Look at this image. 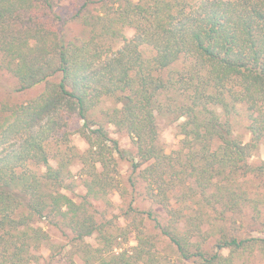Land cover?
<instances>
[{
    "label": "trees",
    "instance_id": "16d2710c",
    "mask_svg": "<svg viewBox=\"0 0 264 264\" xmlns=\"http://www.w3.org/2000/svg\"><path fill=\"white\" fill-rule=\"evenodd\" d=\"M60 3L0 0V69L18 92L44 83L27 101L0 104V264L38 261L49 241L36 225L42 218L71 231L64 264H77L75 255L81 264L159 263L142 227L122 248L90 211V199L120 189L123 154L104 123L129 136L132 171L166 215L147 218L177 263L248 264L256 253L264 264L263 197L246 186L264 183V160L251 159L264 142V0H83L69 19ZM68 20L86 33L67 38ZM158 118L176 122L169 152ZM76 132L81 152L70 144ZM76 161L85 188L78 203L67 194ZM246 216L262 236L244 231Z\"/></svg>",
    "mask_w": 264,
    "mask_h": 264
},
{
    "label": "rangeland",
    "instance_id": "374dc122",
    "mask_svg": "<svg viewBox=\"0 0 264 264\" xmlns=\"http://www.w3.org/2000/svg\"><path fill=\"white\" fill-rule=\"evenodd\" d=\"M83 0H61L60 7L57 12L64 18H70L78 6ZM91 8L97 7V5H90ZM64 34L67 38L76 35L82 36L85 34V29L76 20H68L64 25ZM133 30L131 28H125L124 33L127 37L132 35ZM58 78L53 81H57ZM17 86L16 79L5 70L0 69V104L8 103L9 105L19 104L27 101L37 94H39L44 87V83L35 85L29 89L18 92L15 91ZM114 104L113 99L106 100L99 105V109H104ZM99 113V111L97 112ZM99 116V115H97ZM95 117V116H94ZM99 118V117H96ZM159 123V141L164 149L169 152L176 144L179 135L177 133L176 122H171L167 119L158 118ZM80 125V120H74L71 123V128H77ZM105 127L109 131L111 138L117 140L119 147L122 150V156L116 155L118 180L120 189H113L107 196L100 199L92 200L90 211L93 212L97 221H103L107 224L108 230L116 238L115 245L125 247L129 249L136 244L135 236L137 227H142L145 234L152 235L155 240L156 252H159L161 258L158 264H188L187 262L177 263V257L175 252L169 247V244L159 236L157 228L154 227L155 222L147 218L146 213H151L152 216L164 222L166 215L164 210L152 202L146 195L144 182L136 172L132 171L131 157L134 155V149L131 145L129 136L123 131H116L112 126L104 123ZM234 135L240 138L242 141L248 139V134L243 127L242 123L233 124ZM70 144L74 145L78 152L83 151L86 148V142L84 138L78 133H74L70 136ZM252 161L258 162L264 160V142L260 143L259 150L253 157ZM80 165L76 161L70 166V170L74 174L73 182L75 184L74 191L67 194L73 198L77 203L80 201V196L85 193L82 179L78 176ZM133 184V185H131ZM246 186L253 192H259L258 197L262 199L261 217L264 221V183L259 179L250 178L246 182ZM246 214H250L249 209ZM58 221L60 218H57ZM249 217H244L242 220L244 231L251 233L255 236H262L261 232H258L259 225H248ZM240 219L236 225H239ZM48 221L44 218L38 220L36 225L42 227L49 235V241L41 246L37 253L39 259L35 263L31 264H64L67 255L70 253L71 248V231L63 223ZM239 223V224H238ZM240 228V227H239ZM86 241L95 245V238H87ZM212 239H210L211 244ZM213 243V242H212ZM118 250V249H115ZM77 264H81L77 255L73 257ZM259 255L252 254L248 256V264H258Z\"/></svg>",
    "mask_w": 264,
    "mask_h": 264
}]
</instances>
